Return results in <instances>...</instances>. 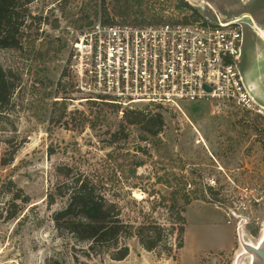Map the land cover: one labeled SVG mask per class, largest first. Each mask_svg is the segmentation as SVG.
Masks as SVG:
<instances>
[{
	"label": "rangeland",
	"instance_id": "374dc122",
	"mask_svg": "<svg viewBox=\"0 0 264 264\" xmlns=\"http://www.w3.org/2000/svg\"><path fill=\"white\" fill-rule=\"evenodd\" d=\"M138 2L133 0L130 20L123 22L118 11L123 2L118 0H36L28 10L42 22L34 23L31 39L20 52L0 50L1 66L15 87L0 114V264H264L247 246L237 259L241 240L256 245L264 231V109L247 113L194 103L184 105L185 115L157 110L164 118L158 136L130 127L110 147L112 135L126 126L123 115L109 103L76 92L78 68L67 64L78 54L73 48L78 34L95 22L182 18L191 12L216 13L224 20L251 15L257 25L246 27L247 52L240 70L254 99L264 103V0ZM32 42L48 53L46 63L31 57ZM63 113L65 119L57 122ZM112 151L130 152L144 163L136 178L124 183L135 184L137 190L121 192L120 184L106 185L105 194L119 202L125 220L146 224L153 219L170 227L160 198L169 197L171 189L156 185L159 177L190 198L180 250L176 234L170 255L163 247L149 252L131 239L129 256L115 261L113 249L89 255L88 244L56 229L54 213L66 201L50 205L48 196L68 180L66 168L112 180V164L107 163Z\"/></svg>",
	"mask_w": 264,
	"mask_h": 264
},
{
	"label": "built area",
	"instance_id": "2783aa9c",
	"mask_svg": "<svg viewBox=\"0 0 264 264\" xmlns=\"http://www.w3.org/2000/svg\"><path fill=\"white\" fill-rule=\"evenodd\" d=\"M151 19L99 21L79 33L73 45L78 54L67 61L78 68L76 92L113 105L121 116L157 110L185 115L184 105L194 103L262 113L240 70L245 30L255 25L251 16L224 20L191 12Z\"/></svg>",
	"mask_w": 264,
	"mask_h": 264
},
{
	"label": "trees",
	"instance_id": "16d2710c",
	"mask_svg": "<svg viewBox=\"0 0 264 264\" xmlns=\"http://www.w3.org/2000/svg\"><path fill=\"white\" fill-rule=\"evenodd\" d=\"M34 1L36 0H0V50L17 52L23 50L27 38L33 32L34 23L37 20L39 23L42 22L41 19L31 16L29 13L28 7ZM101 1L104 2V0ZM120 2L123 4L118 8L119 16L125 22L130 20V13L134 9L133 0H118V4ZM142 4V0H139L138 6H142ZM181 5L189 7L186 3ZM151 20L156 22L155 19ZM132 22L147 23L146 20L140 21L139 19ZM87 25H91V21ZM29 51L35 61L47 62L48 53L38 50L36 42L30 44ZM14 90L15 87L10 77L0 63V114L1 109L10 103ZM57 119V122H62L65 119V113ZM123 119L126 126L122 124L119 130L112 135L113 141L111 140L110 147H114L117 134H125L130 127L137 128L146 136L153 137L158 136L164 127L162 114L155 112L128 111L123 115ZM86 121L88 120L84 119V123ZM114 153L112 151L107 156V163L112 164V180H106L101 176L75 173L70 168H66L65 176L69 177L68 180L55 186L53 194L48 196L50 205H54L58 199L66 201L65 207L54 213L53 221L56 229L72 235L81 243L88 244L89 255L96 254L97 250L101 248L113 249L111 259L115 261H123L129 256L128 242L131 239H136L139 245L149 252L163 247L170 255L173 248L169 243L176 234L177 249L180 250L184 242L185 206L190 205V198L181 195L171 180L159 177L155 184L166 185L171 189L169 197L161 196L160 198L161 205L165 207L168 214L170 227L162 226L153 219L152 222H145L146 224H133L125 220L124 210L119 202L109 200L105 194L106 185L120 184L121 192H124V189L137 190L138 186L135 184L130 187L129 184L124 183L136 178L137 170L142 168L144 163L130 152L117 153L116 155ZM156 194L158 195L157 192ZM152 196L156 197L155 194ZM24 201L27 203L28 199L26 198ZM181 201H184V205H181ZM153 211H155L154 208ZM253 233L257 235V232Z\"/></svg>",
	"mask_w": 264,
	"mask_h": 264
},
{
	"label": "water",
	"instance_id": "95a60500",
	"mask_svg": "<svg viewBox=\"0 0 264 264\" xmlns=\"http://www.w3.org/2000/svg\"><path fill=\"white\" fill-rule=\"evenodd\" d=\"M250 252H252L257 258L261 259L264 262V242L261 246H258L257 248L253 246H249L248 244H245Z\"/></svg>",
	"mask_w": 264,
	"mask_h": 264
},
{
	"label": "bare ground",
	"instance_id": "6f19581e",
	"mask_svg": "<svg viewBox=\"0 0 264 264\" xmlns=\"http://www.w3.org/2000/svg\"><path fill=\"white\" fill-rule=\"evenodd\" d=\"M257 32H258L257 34L260 35L258 30H257ZM245 242L243 243L241 240V243H240L241 250L237 253V259L246 253V251H245V249H246L245 244L246 243ZM263 242H264V231H263L262 236H261L260 240L258 241V243L256 245L249 243V246H253V247L257 248L258 246H261L263 244ZM242 251L244 252L243 254H241Z\"/></svg>",
	"mask_w": 264,
	"mask_h": 264
},
{
	"label": "crops",
	"instance_id": "0c3cea01",
	"mask_svg": "<svg viewBox=\"0 0 264 264\" xmlns=\"http://www.w3.org/2000/svg\"><path fill=\"white\" fill-rule=\"evenodd\" d=\"M245 14H248V13H245ZM248 15H250V14H248ZM251 16V15H250ZM234 18H237V17H234ZM253 18V21H254V23H255V25H257V23H256V20H255V18L254 17H252ZM259 26V25H258ZM252 29H254V28H252ZM253 34H255V36H257L258 34V32H257V30L255 31V30H253V32H252ZM263 34H264V31H263ZM259 39H262V35L260 34L259 36ZM263 39H264V37H263ZM261 42L262 43H264V40H261ZM247 51H246V48H245V43H244V47H243V54H245ZM257 101V100H256ZM257 103L261 106V107H263L264 108V103H263V100L261 99L260 101H257Z\"/></svg>",
	"mask_w": 264,
	"mask_h": 264
}]
</instances>
